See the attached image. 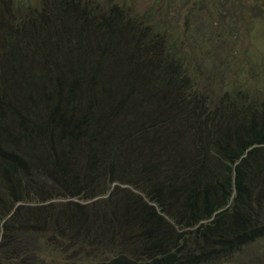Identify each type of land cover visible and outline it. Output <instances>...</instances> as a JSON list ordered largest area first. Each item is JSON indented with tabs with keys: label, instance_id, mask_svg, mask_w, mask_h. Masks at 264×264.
<instances>
[{
	"label": "trees",
	"instance_id": "trees-1",
	"mask_svg": "<svg viewBox=\"0 0 264 264\" xmlns=\"http://www.w3.org/2000/svg\"><path fill=\"white\" fill-rule=\"evenodd\" d=\"M55 1L57 3L53 2L40 13L27 9L25 23L42 25L45 31L42 43L52 40L58 47L62 45L54 39L55 34L60 40L63 37L57 30V23H76L73 26L77 30L78 46L85 45L91 30L96 34H107L106 50V46H110L113 41L120 47L125 42L123 27L115 26L109 15L99 17L100 13L94 4L64 0L59 5V0ZM52 27L54 31L51 34ZM154 33L158 34V31ZM148 38L145 37L146 42ZM168 50L171 52L170 48ZM173 50L174 56L181 57L175 48ZM94 51L89 49L86 53L85 57L89 59L84 69L92 68L98 76L101 74L97 82L98 89L109 91L116 85L126 87L137 78V91L143 96L159 91V87L163 88L168 82L158 86V79L163 76L170 79L174 70L172 66L176 69L182 61L167 54L165 59L157 61V74L151 67H154L153 61L144 66L148 67V73L144 76L138 70L133 71V68L126 72L106 74L102 63L104 49L101 52ZM44 64L47 71L43 77H48V73L52 72L51 78L54 67L62 66L59 60L48 57ZM70 69L69 76L62 72L58 74L60 78L69 80L64 87L55 85L58 97L50 109H45V104H48L51 92L43 90L41 97L38 96L40 93L33 96L32 92V96L24 97L25 101L17 106H23L24 115L17 113L15 117H10L6 115L9 103L2 96L0 244L4 230L9 226L19 229L21 225L33 228L38 224L51 225L57 237L64 240L65 236L74 237L82 233L75 232L74 224L78 221H72L68 216L69 211L65 210L69 204L80 206L72 201L64 203L63 208H57L56 211L51 209L54 203L44 213L39 211L42 207H37V217H27L22 203L33 200L30 188H37L38 194L43 189L49 192L41 201L58 196L80 197L83 192L94 188L99 175L102 178L104 174H107L106 177L112 174V161L124 158L123 150H130V145L131 149L134 146L144 148L148 152L147 156H151L152 142L157 137L153 131L174 137L173 155L166 156L165 161L170 172L164 174L152 168L153 179L138 187L146 196V201L140 197L127 198L115 203L113 209L117 215L112 212L114 218L111 221L96 224V227L92 225V220L83 224L86 230L83 233L88 232L91 239L104 230L110 231V226L117 223L119 230L136 238L143 237V244L139 245L134 237L128 236L115 258L99 264H218L220 256L226 251L233 247L235 251L236 247L264 236V217H255L250 209L253 182L264 176V110L260 123L250 114L245 119L246 112L239 120L234 117L238 105L247 106L242 97L233 103H220L209 109L207 104L199 103L192 89L179 84L177 87L167 86L168 91L166 94L164 92L170 107L175 111L170 110L166 117L158 118L148 125L144 120L140 124L142 128H136L115 111L107 116L108 99L104 100L105 103L103 100L99 102L100 108L94 107L93 98L97 92L93 89L97 90L95 79L98 76L90 75L84 81L79 79V69ZM160 71L167 74L161 75ZM85 82L88 85L85 86ZM87 88L90 89L88 98L80 102L79 96L81 100L82 92ZM12 110L15 108L12 107ZM31 111L34 112L33 116ZM128 139L131 140L129 144ZM183 139L192 142L193 146L187 145L183 149L180 143ZM50 181L53 183L44 188ZM118 181L110 177L108 183ZM61 189H65L66 193ZM96 192L87 198L109 194L108 198L112 199L115 193L114 190L110 192L107 185ZM49 209L54 213L48 212Z\"/></svg>",
	"mask_w": 264,
	"mask_h": 264
},
{
	"label": "rangeland",
	"instance_id": "rangeland-1",
	"mask_svg": "<svg viewBox=\"0 0 264 264\" xmlns=\"http://www.w3.org/2000/svg\"><path fill=\"white\" fill-rule=\"evenodd\" d=\"M62 1L64 0H59L58 4L61 5ZM53 2L57 3L55 0H0V102L3 103V96L9 103L6 109L7 116L15 117L17 113L24 115L23 106L19 108L17 106L25 101L24 97L32 96V92L33 96L40 93L38 96L41 97L43 90L51 92L45 109L52 108L58 97L55 85L64 87L65 82L69 80L65 77L60 78L58 74L62 72L69 76L70 68H76L80 70L79 79L84 81H87L90 75L98 76L92 68L84 69L89 59L85 55L89 49L100 52L104 49L102 63L106 74L126 72L133 68V71L138 70L140 75L144 76L148 73V67L144 66L152 61L154 67L152 65L151 67L157 74L159 71L157 61L162 60L167 54L177 61H179L177 58L182 59L180 67L175 69L172 66L174 70L170 79L163 76L162 82L161 77H158V86L168 83L148 96H143L137 91L139 83L137 78L126 87L116 85L109 91L98 89L97 82L101 76L99 74L95 79L97 90L96 88L93 90L97 93L93 98V104L98 109L99 102L108 99L107 116L115 111L136 128L141 127L140 124L144 120L148 125L158 118L166 117L170 110L175 111L170 107L165 95L168 91L167 86L169 88L185 84L184 88L192 89L199 103L207 104L209 109L220 103H233L242 97L247 106L238 105L234 117L241 120L246 112L245 119L249 118V114L256 117L259 123L263 119L264 0H80L81 4H94L100 13L99 17L109 15L115 26L123 27L122 36L125 42L121 43V47L120 44L117 46L115 41L111 42L110 46H106L108 53L104 47L108 39L104 32L96 34L91 30L88 32L85 45L78 46L77 30L73 26L76 23L73 25L57 23V30L63 37L60 40L55 34L54 39L62 44L60 47L50 39L54 44L49 41L42 43L45 31L42 25L25 23L27 9L40 13ZM53 27L50 28L51 34L54 31ZM155 31H158V34L154 33ZM145 37H149L147 42ZM174 48L181 57L174 56ZM47 57L57 59L62 64L60 68L54 67L52 78L50 77L52 72L48 73V77H43V73L47 71L44 64ZM167 58L171 59L168 56ZM160 74L167 73L160 71ZM86 84L88 85L85 82V86ZM88 91L90 89L87 88L82 92L81 100L79 96L80 102L88 98ZM12 107L16 111H13ZM33 113L31 111L32 116ZM153 132L157 137L152 142V157L147 156L148 152L144 148L134 146L131 149L130 145V150H123L124 158L112 161L111 176L106 177L107 174H104L101 178L99 175V184L95 183L93 189L83 192L80 197L58 196L41 201L49 192L43 189L38 194L37 188H30V197H33V200L22 203L26 208L24 212L27 217L31 219L37 217V207H42L39 211L44 213L54 203L51 209L56 211L57 208H63L64 203L72 201L80 206L69 204L65 210L69 211L68 216L72 221H78L74 224L75 228L72 226L71 229L82 233L74 237L65 236L64 240L57 237L51 225L36 224L34 228L21 225L19 229L9 226L2 235L0 264H99L115 258L128 236L131 238L134 236L119 230L115 223L110 226V231L104 230L98 233L96 238L91 239L88 232L83 233L86 231L83 224L92 220V225L95 226L106 220L111 221L114 218L112 212L117 215L113 209L115 203H121L127 198L140 197L146 201V196L138 187L142 186L141 183L148 184L147 182L153 179L152 168L164 174L169 171L170 167L165 165V161L166 156L173 155L174 137L168 133L161 135ZM130 142L128 139V144ZM180 143L183 149L187 145L193 146L187 139ZM107 168L110 166L107 165ZM110 177L119 181L110 184L108 183ZM50 183L53 182L46 183L44 188L49 187ZM253 183L250 209L255 217L259 215L264 217V176L258 177ZM105 185L110 188V192L114 190L112 199L108 198L109 194L89 199L91 193H97L96 191ZM61 191L66 193L65 189ZM134 239L139 245L143 244V237ZM233 248L222 254L218 263L264 264V236L236 247L235 251ZM139 256L141 258L142 253Z\"/></svg>",
	"mask_w": 264,
	"mask_h": 264
},
{
	"label": "water",
	"instance_id": "water-1",
	"mask_svg": "<svg viewBox=\"0 0 264 264\" xmlns=\"http://www.w3.org/2000/svg\"><path fill=\"white\" fill-rule=\"evenodd\" d=\"M218 264H222V263H218Z\"/></svg>",
	"mask_w": 264,
	"mask_h": 264
}]
</instances>
